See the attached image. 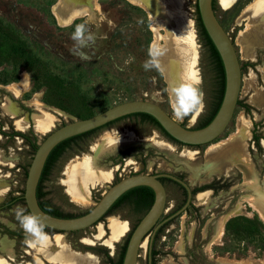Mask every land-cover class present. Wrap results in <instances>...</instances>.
I'll return each mask as SVG.
<instances>
[{
	"label": "rangeland",
	"instance_id": "obj_1",
	"mask_svg": "<svg viewBox=\"0 0 264 264\" xmlns=\"http://www.w3.org/2000/svg\"><path fill=\"white\" fill-rule=\"evenodd\" d=\"M223 1L215 0V13L235 44L242 83L238 99L241 104H237L221 135L199 147H178L147 123L140 122L137 116L122 118L80 140L79 146H74L62 156L44 182L49 191L48 197L54 203L65 211L78 214L95 204L112 182L114 173L118 177L140 170L137 163L139 158L135 161L127 157L130 153L124 152L127 146L133 149L135 155L139 153L142 158L146 157L147 170H173L181 166L190 169L186 174L191 185H202L214 176L213 169L204 168L206 163L212 162L218 175L232 172L237 178L233 184L236 188L208 191L205 204H200L194 198L196 210L183 212L164 225L154 240L156 264H226L219 258H264V223L256 215H246L252 208L245 200L247 196L256 197L255 188L264 192V104L257 107L258 103L264 102V95H256L264 93V43L259 41L252 50L247 48V56H241V50L235 43L245 30L249 17L264 5V0L251 10L248 9L255 0H232L229 5H224ZM59 2L0 0V100L9 97L17 104L26 102L33 106L31 101L39 94L45 110L58 118L52 130L71 119L79 118L74 111L88 116L131 99L155 102L179 123L190 128L197 127L208 115L218 94L217 79L208 49L197 27L196 0H146L149 9L155 11L154 14L128 0H99L98 6H94L91 0H63L62 5L66 8L91 3L95 9L92 16L79 17L67 26L59 25L53 14V7ZM254 24L255 21L250 23ZM78 25H84L85 38L89 35L93 37L83 47L77 46L72 39ZM162 45L165 48L164 61L168 60L171 64L186 58L189 68L182 75L171 77L170 81L154 56V49L156 52ZM190 51L193 55L191 58ZM148 60L154 61V64L146 70L144 64ZM24 73L28 75L29 88L17 97L6 87L21 81ZM191 76L194 77L195 85L193 91H188L191 100L187 112L185 107L189 98L176 103V106L184 108L175 112L173 98L176 91L187 87V80ZM243 104L250 108L245 109ZM33 107L31 113L36 110ZM177 113H180L179 118ZM36 114L37 110L33 120ZM0 118L4 129L13 127L1 110ZM242 120H246L249 129V136L242 141L249 162L234 164L227 157V151L239 143L232 138L238 133V125ZM107 133L119 137L120 144L110 152L100 153L95 159V169L110 170L111 178L88 188L92 204L79 205L72 201L68 193V165L78 159L95 156L96 149L103 144L102 137ZM253 133L259 135L258 142L253 141ZM47 134L36 135V143H40ZM1 139L4 142L5 138H0V148L4 149L3 154L8 160V164H0V203H3L23 193L25 173L34 151L19 137L5 143ZM228 140L230 142L224 147L219 145ZM120 149L122 154L118 152ZM118 154L117 160H113ZM120 157H126L122 163L119 162ZM235 165L250 171L245 176L256 184L244 182L243 172L239 177ZM241 181L243 184H239ZM236 203L244 205V208L228 215L218 244L215 240L218 218L227 213H224L227 208L228 211L234 210ZM17 205L26 209L25 203H14L0 210V255L10 264H50L42 253H33L30 241L35 236L26 234L17 221L14 211ZM170 211V208H166L164 214ZM25 214L29 213L25 211ZM108 216L84 230L55 234L56 231L43 227V232L48 234L51 245L59 235L70 249H74L72 251L78 250L75 252L89 255L97 260L96 264H111L101 250H107L110 257L115 258L141 213L121 210ZM111 218L122 220L127 229L118 241L108 246L107 240L112 234ZM6 229L17 234L10 235L5 232ZM6 245L10 246L8 251L4 250ZM8 252H12V255L9 256ZM93 254L97 255L96 258ZM146 255L147 251L142 264H146Z\"/></svg>",
	"mask_w": 264,
	"mask_h": 264
},
{
	"label": "water",
	"instance_id": "obj_2",
	"mask_svg": "<svg viewBox=\"0 0 264 264\" xmlns=\"http://www.w3.org/2000/svg\"><path fill=\"white\" fill-rule=\"evenodd\" d=\"M143 1L148 5L146 0ZM196 3L201 22L219 53L224 69L222 99L213 118L206 125L190 128L179 123L155 102L145 99L125 100L89 117L71 119L51 130L38 143L27 169L23 189L26 208L29 214L37 217L41 225L56 232L84 230L95 225L104 215L107 216L113 202L131 188L144 185L154 191L153 203L129 235L121 264H142L147 248L151 251L154 234L159 227L157 221L164 211L166 198L165 189L157 176L136 173L122 177L108 186L86 212L73 217L53 216L42 210L36 197L38 181L48 154L59 142L128 114L143 112L153 116L170 137L184 144H205L221 135L238 103L242 83L241 65L235 44L213 9V0H196ZM180 182L188 189L183 181Z\"/></svg>",
	"mask_w": 264,
	"mask_h": 264
},
{
	"label": "bare ground",
	"instance_id": "obj_3",
	"mask_svg": "<svg viewBox=\"0 0 264 264\" xmlns=\"http://www.w3.org/2000/svg\"><path fill=\"white\" fill-rule=\"evenodd\" d=\"M91 1L95 3L94 6L99 5L98 4L99 0H91ZM128 1L130 3L136 5V6L141 7L142 9L146 10L147 12H151L152 14H154V12H155V11L150 10L148 5H146V3L142 0H128ZM259 1H261V0H255L250 5L248 10L253 9L254 6H256ZM62 2H63V0H60V2L56 6H54L53 10H52L58 24L61 26H67V25L71 24L75 19L77 20V18H79V17L92 16L93 11L95 10L94 8H92L91 3L83 5V6H77L76 5L75 7L71 6V7L66 8L62 5ZM231 3H232V0H224L223 1L224 5H229ZM248 10H247V12H248ZM252 21H255L254 25H250V23ZM259 41L264 43V5L262 7H259L253 13V15H251L249 17V22H248V24H246L245 30H243L240 33L238 40L235 43L241 50V53H240L241 56H247V48L252 50L253 45L258 44ZM245 42H247V45L245 44ZM164 50H165L164 45H162L161 49H159L156 52L154 49V56L156 59H158L157 61L159 62L161 68L163 69V71L165 73L166 78L169 81H170V79H172L171 77H173L174 75H180V74L182 75L184 72H186L187 69L189 70L188 66L186 65V61H187L186 58L179 59L178 63H177V61L175 63L173 61L171 64L168 63V60L164 61V58H163ZM191 57H193V55L191 54V51H190V58ZM193 81H194V77L191 76L187 80V87L177 89L176 96H175V98H173L175 101V103H173V107H174L175 112H178L180 109L184 108L183 106H176V103H179V102L181 103V102L185 101L187 98H189V100L187 103L185 102L186 103L185 109H187V107L189 106L191 96L189 95L188 91L189 90L193 91V85H195V83H193ZM173 82H174V80H173ZM179 85H180V83H179ZM28 88H29V81H28V75L26 73H24L22 75L21 81L13 82L6 87V89L8 91L12 92L16 96H19L23 92L27 91ZM256 95L262 97L264 95V93L260 92V93H256ZM31 103L33 104V106H35V108L37 110V114L34 117L35 130L38 132L44 133L45 131L52 129L54 127L55 121L58 118L56 117V115L45 110V108L43 107V105L41 103L40 95L36 94L33 97ZM263 104H264V102L262 104L258 103L257 107H261ZM4 108H5V110H7L8 106L5 104ZM7 111H9V110H7ZM243 120H242V122H239L238 131H237L238 133L233 138L231 137L233 140L237 139L239 143L233 145L231 148H228L229 150L227 151V153L229 155L227 157L230 160H232V162H235L234 164H238V163H244L245 164V163L249 162L247 153L244 150V147L242 145V141L244 139L246 140V138L249 136V129H248V123L245 122L246 120L245 121H243ZM26 122H27V120H26ZM22 124L23 123H21V121L16 122V125L18 127H21ZM118 139H119V137H113V135H110L109 133L105 134L102 137L103 144L96 149V155L95 156L85 158V159H78V160L73 161L72 163H70L68 165V182H67V184H68V193L70 194L72 201H74L75 203H77L79 205H89V204L93 203L90 199L91 195L89 196V189L88 188H90L91 186H96V185L102 184L105 181L110 180V178H111V171L110 170L95 169V167H96L95 159L100 153H104V152H108V151L110 152L115 147H117L120 144V142L117 146L112 142L115 140H118ZM232 139L230 141H232ZM122 141H124V140H122ZM230 141L229 140L227 142L225 141V143H220L219 145L224 147L225 144L229 143ZM246 147H247V145H246ZM224 152H225V150H224ZM219 158H221V157H219ZM240 169L244 175V182L253 184L254 182L252 180L247 179V176H245V174L248 172L250 173V171H245L243 168H240ZM255 193L257 194L256 197L247 196L245 199L248 203V206H250L252 208V211L246 212V215H248L249 217L256 215L264 223V192L259 188H255ZM198 202L200 204H205L207 202V192L200 194L198 196ZM241 208H244V205L238 204L237 208L233 212H235L236 210H239ZM237 214H239V213H237ZM228 215H230V214H225V215L218 218V221H217L218 222V233H217V236L215 238V240H216V242H218V244H220V242H221L220 237H221L222 233H224L223 232V224L227 220ZM109 222H110V228H111L112 234L109 237V239L107 240V244H108V246H112V244L114 242H116L120 239V237L126 231L127 227H126L125 223L118 218H111L109 220ZM60 238L61 237H59V235L56 236L54 238V243L51 245L49 240H48V237H46V236H44L43 239H38L37 237H34V240L30 241V245L34 250L33 253H35V255H38V253H42V255L46 259H48L49 261L56 263V264H96V262H97L96 259L90 257L87 254L81 255L79 253H76L75 251H72V249H70V247L67 244H65L63 242V240H61ZM9 247L10 246L6 245L4 250L8 251ZM8 253H9V256L12 255V252H8ZM219 260H221L223 262H227V263L264 264V258L255 259V258L250 257L247 259H245V258H242V259L233 258V259H231L228 257H220ZM39 261H40V259H39ZM0 264H10V263L2 255H0ZM40 264H42V263H40Z\"/></svg>",
	"mask_w": 264,
	"mask_h": 264
},
{
	"label": "flooded vegetation",
	"instance_id": "obj_4",
	"mask_svg": "<svg viewBox=\"0 0 264 264\" xmlns=\"http://www.w3.org/2000/svg\"><path fill=\"white\" fill-rule=\"evenodd\" d=\"M217 101H218V96H216L214 104L212 105L211 110L209 111L208 115L195 128H199V127H202V126L206 125L207 123H205V122L207 120L209 122L213 118L214 114L216 113V111L218 109V108L215 109ZM21 106L28 113H31L30 112L31 108L24 106V104H21ZM214 110H216V111L214 112ZM213 112H214V114H213ZM145 123H147V122H145ZM147 124L153 130L155 129L158 132H160L161 135H163L164 138L168 142L174 143L178 147H182V146L199 147L200 145H202V144L189 145V144H184L182 142H179V141H177L175 139L171 140L170 138L165 136L161 132V130H159V128H157V126H155L154 124L149 123V122ZM2 126H3L2 125V119L0 118V128H2V130L6 131L7 133H11L13 130L14 131H18V130L12 129L13 127H11L9 130H6ZM20 132H22V131H20ZM22 133L27 134L29 136V139L32 142H36V137L37 136L35 135V133L32 130V128H30L27 132H22ZM1 135H2L3 138H5V141L3 143L9 142V141L15 139L16 137H19L20 139H22L24 144H26L27 146L30 147L29 143L26 142L25 139L23 137H21V136H17V135L16 136H12L10 134H7V135L1 134ZM252 137H253V134H252ZM253 141L255 142L254 139H253ZM74 143H75L74 146H79V142H74ZM121 151H122L121 149L118 151L119 154H122ZM124 152L130 153V155L129 156L127 155V157H131L135 161H137L136 158H139V161H137V163L140 165V167H139L140 170H138V171L136 170L134 172H130L127 175L136 174V173L156 175L158 180L162 183V185H163V187L165 189L166 198H165L164 211H165L166 208H168V209L170 208L171 211L168 212V213H165V214H164V211H163V213L159 217V219L157 221V223H159V227H158V229L156 230V232L154 234V238L157 235V232L159 231V229L163 228L164 225L170 223L173 219L178 217L181 213H183V212H191L192 210H196L197 205H195V203H194V198L195 199L197 198V200H198V196L200 194L206 193L208 191L214 192V190H217V189H220V190L224 191V190H227V189L230 190L231 188H236L237 187L236 185L233 186L235 180H237V178H234L233 173L229 172V173H222V174L220 173V175L216 174L215 171H217V170H215V165L212 162L206 163V165H204V168L205 169H213L214 170L213 171L214 176L211 177L210 181L204 182V183H202V185H198L197 186L196 184L191 185L189 183V180H188L186 172L188 170H190V169H186V167H182L181 166V167L175 168L173 170H163V169H157V168L151 169V170H147L146 168H147V165H148V161H147L146 157L142 158L139 153L135 155L134 152H133V149L131 147H128V146L125 147ZM135 153H137V152H135ZM119 154L116 157H114L113 160H117V157H119ZM125 158L126 157H120L119 158V162L122 163V160H124ZM235 167L238 169L237 173L239 175L241 173V169L238 166H236V165H235ZM189 168H191V167H189ZM193 169H195V168H193ZM127 175H125V176H127ZM125 176H118L117 177V175L114 173L113 179H112V182L110 183V185H112L113 183L117 182L119 179H121L122 177H125ZM239 177H240V175H239ZM179 180L183 181L187 185L188 189L185 186H183ZM239 184H243V181H241V183H239ZM254 184H256V183H254ZM141 186H144V185H141ZM136 187H138V186H136ZM124 193H123L124 194L123 197L119 196L113 202V204L110 207L111 208L110 214H107L108 211H107L106 214L108 216V215H111V214L120 213L121 210H135V211H138L139 213H141V216L139 217V219H137L134 222L133 226L135 227L137 222L147 212V210L150 208L151 204L153 203L154 191L151 188H150L149 191L147 189H132L131 188V189L127 190ZM18 196L19 195L10 197V198H12V202H11V204L9 206L13 205L14 203H17V202H14V200L17 199ZM10 198H8L5 202L0 203V210H2L6 205H8V203H9L8 200ZM238 204L239 203H236L235 209L237 208ZM168 205H170V206H168ZM234 210L231 209V210L228 211V208H227L224 213L227 212L226 214H230ZM104 217H106V216H103V218ZM127 221H128L129 224L131 223L130 219H128ZM154 238H153V241H154ZM122 245H123V243H122ZM154 251H155V249H154L153 243H152V247H151V251L150 252H149V250L147 248L146 264H156L155 255L157 254V252L155 253ZM118 254H119V251L117 253V256H118ZM115 258H112V259H115Z\"/></svg>",
	"mask_w": 264,
	"mask_h": 264
},
{
	"label": "trees",
	"instance_id": "obj_5",
	"mask_svg": "<svg viewBox=\"0 0 264 264\" xmlns=\"http://www.w3.org/2000/svg\"><path fill=\"white\" fill-rule=\"evenodd\" d=\"M195 7H196V19H197V27H198V30H199V34H200V36H201V38H202V40L204 42V45L208 49V54H209L210 60H211V62L214 65V71H215V75H216V79H217V90H218V94H217L218 101L216 103V108H215V109H217L219 104H220V101L222 99V95H223V91H224V69H223V64H222V61H221V58L219 56V53H218L217 49L215 48L213 42L211 41L209 35L207 34V32H206V30H205V28H204V26H203V24L201 22V19H200V16H199V12H198V8H197V3H195ZM213 9L215 11V0H213ZM237 104H241L239 100H238ZM242 106L245 109L250 108L249 105H247V104H243ZM215 111L216 110H214V112ZM214 112H213V114H214ZM73 113L76 114V116H78L79 118H84V117L91 116V115L85 116L86 114L80 113V112H77V111H74ZM130 116H137L139 118L140 122H147V123L149 122V123L154 124L155 126H157V128H159V130H161V132L165 136H167L171 140H174L172 137H170L162 129V127L159 125L158 121L153 116H151V115H149L147 113H143V112L132 113V114H128V115L119 117V118H117L115 120L110 121L109 123H107L105 125H102L100 127L94 128L92 130H89V131H86V132H83V133H80L78 135H75V136H72V137H69L67 139L62 140L57 145H55L52 148V150L50 151V153L48 154V156L46 158V161H45V164H44V167L42 169L41 176H40L39 181H38V185H37V189H36V197H37L38 204L42 208V210H44L46 213H48L50 215L58 216V217L78 216V215H81V214H83L84 212H86L88 210V209L84 210L83 212L78 213V214L71 213V212L63 210L60 205H57L56 203H54L52 201V199L50 197H48L49 191L46 190V188L44 186V182L48 179V177L50 176L53 168L55 167L57 162L62 158V156L65 154V152L67 150L71 149L74 146V144H75L74 142H79L80 140H85L88 136H90L93 133H95L98 129H100L102 127H105V126H108V125L114 123L115 121H117L119 119L130 117ZM205 123H208V120ZM0 133L3 134V135L10 134L12 136H16L17 135V136L23 137L25 139V141L29 143L30 147L32 148V151H34V152H35V150H36V148L38 146V144L36 142H32L29 139V136L27 134L22 133L20 131H14L13 130L11 133H7L6 131L2 130V128H0ZM253 138H254L255 142H258L259 135L253 133ZM26 173H27V171H26ZM132 189H147L148 191L150 190V188L147 187V186H138V187H135V188H132ZM23 191L24 190H22V192ZM124 194H122L121 197H123ZM8 202H7L8 205H6L4 208H6V207L8 208L9 207V205L12 202V198H10L8 200ZM14 202L22 203V204L25 203L24 199H23V193L20 194L18 196V198L14 200ZM25 211H26V213H29L27 208L25 209ZM110 212H111V208L108 210L107 214H110ZM102 218H101V220H102ZM133 228H134V226L132 227L131 231L133 230ZM44 229L49 230V231H55V230L49 229L47 227H44ZM161 229H159V231L157 232V235L155 236L154 240L156 239V237L160 233ZM131 231L128 233L123 245L120 248L119 254H118V256L115 259H112L108 255L107 250H105V249L101 250L105 254V256L107 257L108 261L111 264H121L122 263V259H123L125 248H126V244H127V241H128V238H129V235H130ZM5 232H7L10 235L17 234L14 231H11L9 229H6ZM153 245H154V241H153ZM154 252L156 253L157 251L155 250Z\"/></svg>",
	"mask_w": 264,
	"mask_h": 264
},
{
	"label": "crops",
	"instance_id": "obj_6",
	"mask_svg": "<svg viewBox=\"0 0 264 264\" xmlns=\"http://www.w3.org/2000/svg\"><path fill=\"white\" fill-rule=\"evenodd\" d=\"M27 102H28V100H27ZM5 104L8 106L7 110H9V111L5 110V108H4ZM24 106L29 107L31 109L34 108L33 106H31L29 103H26V102L24 103ZM0 110H1L3 116H7L10 119L11 124L13 125V128L15 130L22 131V132H27L30 128H32V130L34 131L35 135L46 134V133H49L52 130V129H49V130L45 131L44 133L36 131L34 129V120H33V114L36 113V110L34 109L33 113H28L26 110H24L22 108L21 104H17V102H14L9 97H7V98L3 97V99L0 100ZM26 120H27V122H26ZM17 121H21V123H23L21 127H18L16 125ZM0 138H2L1 134H0ZM1 142H3L2 139H1ZM0 152H1L0 153V159L2 160V162H0V164H2V165L8 164V160H7V158H5V155L3 154L4 149L0 148ZM43 233L45 234L44 236H47L49 238L47 233H45V232H43ZM55 234H57V232H55ZM52 235L54 236V234H52ZM50 237L52 238V236H50ZM75 251L79 252L78 250H75ZM80 253H83V252L80 251ZM93 255L96 258L97 255L96 254H93ZM48 262L51 263V264H56V263H53L51 261H48Z\"/></svg>",
	"mask_w": 264,
	"mask_h": 264
},
{
	"label": "clouds",
	"instance_id": "obj_7",
	"mask_svg": "<svg viewBox=\"0 0 264 264\" xmlns=\"http://www.w3.org/2000/svg\"><path fill=\"white\" fill-rule=\"evenodd\" d=\"M84 25H78L76 27L75 32L72 35V39L76 42V45L79 47H83L86 45L88 40H92L93 37L91 35L85 38L84 36ZM154 64V61L148 60L145 62L144 67L146 70L150 69ZM187 109H185V113ZM178 118L180 117V113H177ZM120 138L118 140L113 141L116 146L119 144ZM131 158V157H130ZM128 158V159H130ZM15 211V216L17 221L19 222L20 226L23 228L26 234H31L38 239L44 238L43 233V225H41L35 215L32 214H25V210L17 205Z\"/></svg>",
	"mask_w": 264,
	"mask_h": 264
},
{
	"label": "snow or ice",
	"instance_id": "obj_8",
	"mask_svg": "<svg viewBox=\"0 0 264 264\" xmlns=\"http://www.w3.org/2000/svg\"><path fill=\"white\" fill-rule=\"evenodd\" d=\"M190 94V93H189Z\"/></svg>",
	"mask_w": 264,
	"mask_h": 264
}]
</instances>
